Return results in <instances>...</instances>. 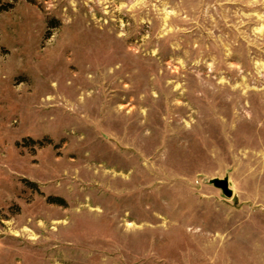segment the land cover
Returning <instances> with one entry per match:
<instances>
[{"label":"rangeland","instance_id":"rangeland-1","mask_svg":"<svg viewBox=\"0 0 264 264\" xmlns=\"http://www.w3.org/2000/svg\"><path fill=\"white\" fill-rule=\"evenodd\" d=\"M0 264H264V0H0Z\"/></svg>","mask_w":264,"mask_h":264},{"label":"water","instance_id":"water-1","mask_svg":"<svg viewBox=\"0 0 264 264\" xmlns=\"http://www.w3.org/2000/svg\"><path fill=\"white\" fill-rule=\"evenodd\" d=\"M210 183L216 188L221 191V193L226 197H232V191L228 186L227 179H212Z\"/></svg>","mask_w":264,"mask_h":264},{"label":"trees","instance_id":"trees-1","mask_svg":"<svg viewBox=\"0 0 264 264\" xmlns=\"http://www.w3.org/2000/svg\"><path fill=\"white\" fill-rule=\"evenodd\" d=\"M47 200H48V203H50V204H55L58 206H64L65 205L64 201L62 199L57 198V197H48Z\"/></svg>","mask_w":264,"mask_h":264}]
</instances>
